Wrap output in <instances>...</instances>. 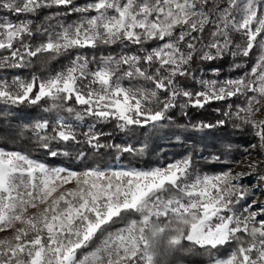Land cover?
Masks as SVG:
<instances>
[{
    "label": "snow or ice",
    "instance_id": "1",
    "mask_svg": "<svg viewBox=\"0 0 264 264\" xmlns=\"http://www.w3.org/2000/svg\"><path fill=\"white\" fill-rule=\"evenodd\" d=\"M52 6L95 14L60 24L59 31L37 28L47 33V40L35 47L25 42L34 35L32 20L0 17V50L8 53L0 55V67L23 68L42 53L55 57L117 42L138 46L142 54L108 56L94 70L86 56L76 55L69 67L46 79L0 80L4 104L53 101L45 111L56 112V120L31 125L49 155H69L52 150L53 142L79 143L74 125L59 115L61 110L75 112L66 106L71 100L84 106L75 112V120L114 119L123 130L164 120L179 97L185 98L181 108H204L237 95L246 97V106L224 115L251 126L264 149V119H255L264 107V2L226 0L221 7L218 0H92L76 7L74 0H0V10L17 17ZM210 26L211 40L204 44L203 34ZM232 33L239 34L242 43L234 44ZM149 44L154 46L145 47ZM230 46L236 49L233 56L248 57L259 49L250 73L221 84L202 80L205 90L195 93L180 84V77L192 75L189 65L197 54L214 60ZM125 79L143 80L151 87H124ZM94 128L89 125L83 133L85 142L96 149L105 147L99 143L104 133ZM107 147L143 152L132 146ZM258 166L256 161L248 165L251 172ZM251 172L193 174L190 156L147 170L96 167L77 172L0 149V232H11L0 238V264H165L183 241L209 250L235 244L226 257H212L210 264H264V204L259 211L250 210L257 200L243 203L252 193L240 183ZM258 178L264 181V175ZM73 182L74 187H65ZM129 213L137 218L127 219ZM125 220L124 226L115 227ZM83 249L89 250L81 254Z\"/></svg>",
    "mask_w": 264,
    "mask_h": 264
},
{
    "label": "trees",
    "instance_id": "2",
    "mask_svg": "<svg viewBox=\"0 0 264 264\" xmlns=\"http://www.w3.org/2000/svg\"><path fill=\"white\" fill-rule=\"evenodd\" d=\"M91 2L92 0H74L76 7H84ZM218 2L223 7L226 0H218ZM89 14L94 15L95 13ZM82 15L86 14L71 11V6L67 8L64 6L60 8L45 7L34 15L27 14L19 17L0 10V17L8 16L14 22L24 18L32 20L31 27L34 35L28 37L25 42L33 47L47 40V33L42 30L37 32V28H48L50 31L52 20L55 19L58 23L67 25L78 21ZM52 16L53 18H51ZM211 30H214V26H210L209 31L203 34L204 44L210 42L209 32ZM232 39L234 44L242 43L241 36L237 33H232ZM151 46L154 45H145V47ZM197 47L200 48L201 45L198 43ZM204 50L207 51L208 49ZM235 50L234 47L230 46L228 51L214 60H202L197 54L189 65L192 75L180 77V84L195 93L205 90V86L200 83L202 80L220 83L250 73L251 68L258 60L254 56V51L248 57H243L241 55L233 56L232 52ZM212 52L215 54V50ZM125 53L142 54L139 52L138 46L121 42L99 44L95 48L73 49L55 57L48 53H42L30 58L31 62L26 67H0V80L10 82L16 76L24 80H30L33 76L46 79L52 73H57L64 67L70 66L76 55L86 56L90 61L89 69L94 70L103 58L108 56L119 57ZM0 55H8V53L0 50ZM121 83L124 87H151V85H145L143 80L125 79ZM248 95H252V93ZM184 102L185 98L179 97L176 102L177 106L170 109L166 113V118L155 125L150 123L146 126H129L121 130L117 127V121L114 119L102 121L95 117L86 116L83 121L75 120V112H82L84 106L76 104L74 100L68 101L66 106L72 107L75 112L69 114L61 110L59 115L64 117L66 122L74 125L79 143L53 142L52 150L69 153L67 156L60 154L55 157L49 155L47 150L39 146L34 129L31 127L36 121L47 119L54 122L56 120V112L45 111L52 105L53 101L44 99L35 105L28 102L17 105L0 102V149L27 154L50 168H66L77 172L96 167L105 170L133 168L147 170L165 166L190 156L193 174L215 176L241 163L248 154V147L254 138L250 133L249 125H243L234 115L230 118L224 113L234 114L240 107H245L247 104L246 97L237 95L222 101H211L204 108L191 106L181 108L180 105ZM57 103H63V101H57ZM219 120H224L225 123L222 126L218 125L217 121ZM93 124L95 125L94 131L104 133L100 136L99 143L106 145L105 147L96 149L85 142L83 133L88 131L89 125ZM206 124L215 126L211 128L201 126ZM25 125H29V127L26 128ZM236 125H240V127ZM48 134H52L50 129ZM107 145L132 146L137 150L143 149V152L139 154L118 152L115 148L107 147ZM81 152L85 154L84 158H78ZM262 175H264V167ZM242 185L252 193L248 200L243 202L247 204L255 198V195L250 190L249 184ZM136 218L137 215L134 213L127 215V219ZM126 222L127 220L122 221L115 227H122ZM233 248L232 246H224L215 250L191 248L190 242L183 241L178 249L171 252V258L168 259V262L173 264L174 261L181 259V262L185 264H206L203 261L204 255L226 257ZM83 250L86 252L89 249Z\"/></svg>",
    "mask_w": 264,
    "mask_h": 264
},
{
    "label": "rangeland",
    "instance_id": "3",
    "mask_svg": "<svg viewBox=\"0 0 264 264\" xmlns=\"http://www.w3.org/2000/svg\"><path fill=\"white\" fill-rule=\"evenodd\" d=\"M260 2H264V0H260ZM54 7L55 8L56 7L60 8L61 6H54ZM54 15H55V13L53 14V16ZM86 15H92V14L88 13ZM53 16L51 18H53ZM25 19L26 18L21 19V20H25ZM19 21L20 20H18L17 22H19ZM60 24L61 23H58L55 19L52 20V23H50V25H52L51 28H50V31L52 29H55L56 31H59L60 30L59 29V25ZM253 51H254V54H255L254 56H256V58L258 59L259 58V54H260L259 49H254ZM66 68L67 67H64L63 69H61V71H63ZM54 74H56V73H52L51 75H54ZM51 75H49V76H51ZM48 77H46V78H48ZM224 81H226V80H224ZM224 81H221L218 84H221ZM263 118H264V107H261V111L256 115L255 119H263ZM249 129H250V133L253 136L254 140L248 147V154L244 157V159L242 160L241 163H239V164H237L235 166H232L230 169L233 172L250 173L251 169L248 167V165L250 163H252L253 161L258 162L259 166L256 169V171L255 172H251L250 175H246V176L242 177V180L240 181V183L241 184H249L250 190L253 192V195H255L254 199L257 200V204L253 205V207L250 210L259 211V205L260 204H264V181H261L258 178L259 175H262V172H263V167H264V149H262L259 146L260 142H259L258 138L254 135L253 129L251 128V126H249ZM253 145H256V147H253ZM113 170H120V169H113ZM65 187H67V188L74 187V182L66 185ZM35 211H36V209H30V212H35ZM261 215H264V214H261ZM257 219L259 220L260 217L258 216ZM10 235H11L10 231L0 232V238H2L4 236H10ZM190 245H191V248H198L199 247V246H194L193 244H191V242H190ZM226 246L235 247V244L226 245ZM83 252H84V250L81 251V254H83ZM172 252H174V251H172ZM170 258H171V253L166 257L165 264H171V262H168V259H170ZM211 258H212L211 256L204 255L203 256V261H205L206 264H210ZM173 264H185V263L181 262V259H179V260L174 261Z\"/></svg>",
    "mask_w": 264,
    "mask_h": 264
},
{
    "label": "bare ground",
    "instance_id": "4",
    "mask_svg": "<svg viewBox=\"0 0 264 264\" xmlns=\"http://www.w3.org/2000/svg\"><path fill=\"white\" fill-rule=\"evenodd\" d=\"M258 147V146H257Z\"/></svg>",
    "mask_w": 264,
    "mask_h": 264
}]
</instances>
